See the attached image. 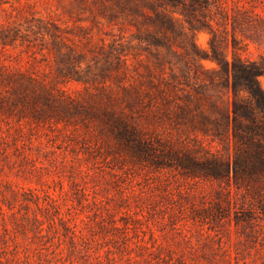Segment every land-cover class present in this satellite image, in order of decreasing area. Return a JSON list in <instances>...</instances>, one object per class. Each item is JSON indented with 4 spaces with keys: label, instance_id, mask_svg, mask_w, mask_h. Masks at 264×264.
I'll list each match as a JSON object with an SVG mask.
<instances>
[{
    "label": "rangeland",
    "instance_id": "374dc122",
    "mask_svg": "<svg viewBox=\"0 0 264 264\" xmlns=\"http://www.w3.org/2000/svg\"><path fill=\"white\" fill-rule=\"evenodd\" d=\"M215 54L264 0H0V264H264Z\"/></svg>",
    "mask_w": 264,
    "mask_h": 264
},
{
    "label": "trees",
    "instance_id": "16d2710c",
    "mask_svg": "<svg viewBox=\"0 0 264 264\" xmlns=\"http://www.w3.org/2000/svg\"><path fill=\"white\" fill-rule=\"evenodd\" d=\"M228 88L233 92L231 127L236 146V165L258 178L264 177V65L257 61L221 60ZM221 60V61H219Z\"/></svg>",
    "mask_w": 264,
    "mask_h": 264
}]
</instances>
